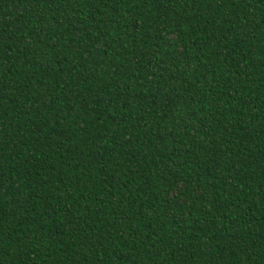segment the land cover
Listing matches in <instances>:
<instances>
[{
	"label": "trees",
	"instance_id": "obj_1",
	"mask_svg": "<svg viewBox=\"0 0 264 264\" xmlns=\"http://www.w3.org/2000/svg\"><path fill=\"white\" fill-rule=\"evenodd\" d=\"M0 264H264V0H0Z\"/></svg>",
	"mask_w": 264,
	"mask_h": 264
}]
</instances>
